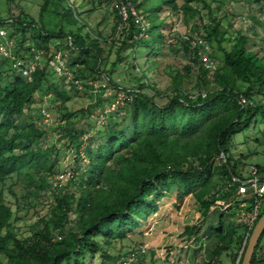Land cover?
Segmentation results:
<instances>
[{
    "label": "trees",
    "instance_id": "16d2710c",
    "mask_svg": "<svg viewBox=\"0 0 264 264\" xmlns=\"http://www.w3.org/2000/svg\"><path fill=\"white\" fill-rule=\"evenodd\" d=\"M118 1L125 18L117 16L120 53L130 52L132 86H118L127 108L120 121L114 113L107 124L99 130H74L65 124L63 139L72 149L73 158L69 167L72 179L52 190V206L48 214L39 218L32 226L30 236L18 239L12 229L14 214L3 199L5 183L14 177L34 187L35 196L51 188L43 176L49 172L53 150L44 144L45 132L28 124L17 128L15 120L25 115L34 96L42 91L47 82L46 69H37L30 80L14 72L8 60L0 58V65L10 63L11 78L0 88V256L3 264H85L87 258L97 254L106 261H118L110 256L113 242L123 241L146 223L156 213L158 203L168 193H174L176 201L191 196L201 211V219L212 215L208 238L215 245L211 250L209 264H218L220 256L232 244H238L232 263L240 264L251 230L264 211L251 222L257 201L264 196L253 193L248 200L239 194L241 188L250 189L236 173L237 164L230 154L232 139L251 126L255 119L264 117V109L250 102L252 90H264V64L247 48V37L237 34L233 39L218 29L217 20L203 27V40L214 41L221 53V63L210 70L202 67L196 54L184 41V50L191 57L197 71L199 93L181 91L180 77L164 104L156 101L160 93L150 82L148 75L155 71L157 58L163 55L166 41L163 29L166 18L159 13L169 14L183 11L175 0H104ZM201 1V0H197ZM182 9V10H181ZM135 12V15L133 14ZM50 16L57 20L58 32H48L38 27L33 20L20 18L0 20V29L9 26L12 34L20 36L17 49L12 56L23 59L32 46L28 35L37 36L35 47L48 45L51 40L66 39L65 46L73 60L72 68L83 65L89 68L87 58L91 56L92 80L100 78V36L90 30L68 0H43L40 19ZM141 18V19H140ZM230 45L229 49L222 47ZM18 46V47H16ZM120 52V53H119ZM146 53L143 62L137 56ZM211 57V56H210ZM212 59V58H211ZM1 78V73H0ZM104 78H108L104 75ZM109 81V80H108ZM210 81V82H208ZM246 85L244 91L239 87ZM211 85V88L210 86ZM205 92V94H202ZM45 111V110H44ZM65 111V110H64ZM46 113V112H45ZM42 116V115H41ZM43 117V116H42ZM63 117L67 118L68 114ZM113 121V122H112ZM95 129V128H94ZM3 152L8 153L6 157ZM62 172V170L60 171ZM58 172V173H60ZM261 176L262 179H258ZM217 178V181L215 180ZM264 183V169L254 167V175L248 180ZM10 191V190H9ZM51 194V193H50ZM229 205L223 210V206ZM244 204L246 218L237 223L236 210ZM215 222V223H214ZM244 229L246 237H239ZM198 229L186 228L188 239L198 235ZM250 264H264V233L254 250Z\"/></svg>",
    "mask_w": 264,
    "mask_h": 264
},
{
    "label": "rangeland",
    "instance_id": "374dc122",
    "mask_svg": "<svg viewBox=\"0 0 264 264\" xmlns=\"http://www.w3.org/2000/svg\"><path fill=\"white\" fill-rule=\"evenodd\" d=\"M175 1L179 8L187 5L191 10H188L186 15L183 11L169 14L163 10L159 13V18H166V26L161 29L165 36L166 47L163 55L157 58L155 71L148 75L150 82L160 93L155 98L158 103L164 104L166 98L173 94L172 89L176 83H173L172 79L176 74L181 79L179 82L181 91L191 94L199 93L196 69L187 71V67L193 64L191 57L184 50L183 42L185 38L195 34L206 37L203 27L211 25V20L219 22L218 30L224 32L227 38L233 39L237 34L247 37L248 50L255 53L264 64V0ZM68 2L76 8V12L87 27L100 36L102 54L99 69L109 81L104 78V75L95 81L92 80L89 68L94 62L91 56L87 58L89 68L83 65L72 68L73 57L65 48L66 39L51 40L45 46L39 44L38 52L42 53L41 64L46 69L47 82L42 91L34 96L25 115L16 118L14 125L17 128H24L28 124H34L45 132L44 144L53 150L51 164H48L51 170L41 171L34 175V179L36 180L40 175L48 183H53V178L65 166H69L73 158L72 149L65 144L66 141L62 138L65 133V124L82 132L99 130L102 124L105 125L109 120H113L111 116L116 112H118L116 119L120 121L126 112L127 103L124 94L118 90V86L133 85L131 82L133 73L130 68L126 67V65L130 66L131 62L129 50L124 49L121 53L119 52L123 61L117 59L120 31L119 28L113 30L116 27L117 16L125 18L123 8L118 7L119 2L108 3L104 0H68ZM42 4L43 0H0V20L17 17L26 21L29 19L48 32H58L55 18L44 16L40 19ZM133 14L135 15V12ZM0 32L5 36L4 39L0 38V43L6 40L18 44L20 36L12 34L9 26L1 28ZM28 37L30 45L36 46L39 41L37 36L30 33ZM207 44L209 57L211 56L214 67L220 65L222 56L216 43L207 41ZM222 47L229 49L230 45L223 43ZM17 49L12 48V54ZM57 51L67 52V75H56L46 68V64ZM145 54L144 52L138 54V64L143 62ZM9 65V62L3 66L0 65V88L5 87L6 81L12 76ZM212 74L209 71L208 80ZM100 84H105L104 90L100 89ZM238 85L242 91L247 87L240 83ZM209 86L211 88V85ZM250 102L264 109V90L257 93L253 89ZM42 110H45L47 117L41 116ZM66 114L68 117H63ZM230 154L237 163L234 164L237 165L236 173L241 179L246 180V185H251L250 189L241 188L239 190L242 198L248 200L253 197V193L259 192L264 184L259 186L256 184L257 180H248L254 175V167L264 169V117L255 119L247 131L232 139ZM7 155L8 153L3 152L4 157ZM258 179L262 177L258 176ZM215 180L217 181V178ZM32 192H34V187L28 186L23 178L19 183H15V178L11 177L5 183L3 199L10 205L14 214L12 229L18 239L30 236L32 226L38 222L39 218L48 214L53 204L52 189L40 192L37 196ZM262 196H264V191ZM217 205L223 206V203ZM228 206H223V210ZM256 207L260 212L264 208V199L257 201ZM244 208L245 205L242 204L236 210L237 223L241 218H246ZM213 214L215 211L209 213L207 218L201 219L199 206L191 196L177 202L174 193H168L158 203L157 212L151 214L146 223H140V228L128 235L125 240L112 243L108 254L118 257V261L110 260L104 264H121L131 252H137L140 247H144L145 252L139 254L136 261L130 264H209L211 250L215 245V242L210 237L208 238V228L212 225ZM193 227L199 230L198 235L188 239L185 230ZM246 235L244 229L239 230V237L244 238ZM237 250L238 244H232L230 249L220 256L218 264H233V255ZM4 262V258L0 256V264ZM102 262L101 254H97L93 259L87 258L85 264H102Z\"/></svg>",
    "mask_w": 264,
    "mask_h": 264
},
{
    "label": "built area",
    "instance_id": "2783aa9c",
    "mask_svg": "<svg viewBox=\"0 0 264 264\" xmlns=\"http://www.w3.org/2000/svg\"><path fill=\"white\" fill-rule=\"evenodd\" d=\"M4 34L0 32V38L4 39ZM3 36V37H2ZM187 41L188 47L192 50L198 59V61L202 64V67L208 71L212 70L214 67V62L209 57V47L205 40H203L198 35H193L191 37L185 38ZM12 48H14V44L12 41H6L0 43V57L4 60H8L11 63V68L17 74L21 75L23 78L30 80L31 75L37 69H43L44 67L41 64L42 53L35 50V48L30 49V53L25 55L23 59L14 58L12 56ZM66 58L67 52L57 51L52 59L46 64V68L50 69L52 73L56 75H67L66 73ZM100 89H105V84H100ZM125 100L131 102V99L125 96ZM41 115L43 118L47 117V114L44 110L41 111ZM73 173L70 170L69 166H65L62 172L58 173L53 178V183L51 182L52 190L59 189L63 183H66L68 180L72 179ZM264 191V184L262 188L257 192L258 195H262ZM257 208V207H256ZM258 213V208L254 210L253 215L251 216V222H254ZM145 252L144 247H140L137 252H131L127 259L121 264H130L136 261L137 256L139 254H143Z\"/></svg>",
    "mask_w": 264,
    "mask_h": 264
},
{
    "label": "water",
    "instance_id": "95a60500",
    "mask_svg": "<svg viewBox=\"0 0 264 264\" xmlns=\"http://www.w3.org/2000/svg\"><path fill=\"white\" fill-rule=\"evenodd\" d=\"M264 233V211L260 215L259 219L254 224L251 233L246 242L245 250L241 257L240 264H250L255 248Z\"/></svg>",
    "mask_w": 264,
    "mask_h": 264
}]
</instances>
